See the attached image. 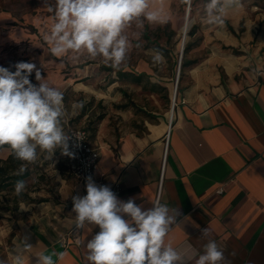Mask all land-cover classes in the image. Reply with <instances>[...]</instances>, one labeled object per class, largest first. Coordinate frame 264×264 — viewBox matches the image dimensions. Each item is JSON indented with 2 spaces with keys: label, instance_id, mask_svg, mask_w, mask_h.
<instances>
[{
  "label": "crops",
  "instance_id": "1",
  "mask_svg": "<svg viewBox=\"0 0 264 264\" xmlns=\"http://www.w3.org/2000/svg\"><path fill=\"white\" fill-rule=\"evenodd\" d=\"M183 1L164 0L169 19ZM220 16L222 24L203 14L190 49L201 59L178 77L169 118L119 138L103 123L96 137L88 131L102 152L98 170L122 182L119 199L135 198L142 210L167 204L174 219L164 242L181 264H196L209 240L223 251L222 264H264V0H240ZM14 20L0 11V64L14 55V41L34 37ZM59 182L53 194L18 198L0 212L2 264H42L41 254L56 264H90L86 245L99 229L77 228L72 211L86 185L61 172Z\"/></svg>",
  "mask_w": 264,
  "mask_h": 264
},
{
  "label": "clouds",
  "instance_id": "2",
  "mask_svg": "<svg viewBox=\"0 0 264 264\" xmlns=\"http://www.w3.org/2000/svg\"><path fill=\"white\" fill-rule=\"evenodd\" d=\"M44 4L53 21L44 41L54 56L72 62L100 59L113 68L126 61L132 46L126 31L134 22L169 21L164 0H55L54 6L44 0ZM239 4L240 0H209V23L222 24L220 13ZM153 58L163 60L159 52ZM33 73L38 83L31 81ZM65 115L63 92L44 80L35 63L18 62L15 72L0 67V146H9L16 159L35 162L38 149L52 159L57 148L74 158L61 123ZM24 188L25 183L18 181L17 194ZM86 193L72 197V211L77 228L87 223L99 229L86 245L90 264H181L178 252L164 242L174 219L167 204L156 201L142 210L135 198L119 199L110 186H98L91 175ZM202 234L207 237L209 230L203 229ZM40 260L56 264L51 255L41 254ZM223 260L217 242L209 240L196 264H222Z\"/></svg>",
  "mask_w": 264,
  "mask_h": 264
},
{
  "label": "rangeland",
  "instance_id": "3",
  "mask_svg": "<svg viewBox=\"0 0 264 264\" xmlns=\"http://www.w3.org/2000/svg\"><path fill=\"white\" fill-rule=\"evenodd\" d=\"M47 2L53 6L55 4V0ZM208 3L209 1L196 0L189 11L188 3L184 0L178 15L170 18L168 23L136 21L127 29L126 34L132 46L126 61L119 69L147 74L141 83H137L131 78L121 79L116 70L110 69L113 67L104 64L100 59L82 58L72 62L67 58L54 56L50 52V46L44 41V35L53 22L44 0H0V11L12 14L15 26L26 28L34 35L29 39L14 41L11 45L12 50L15 49L14 55L1 63L0 67L15 72L18 62L35 63L44 80L50 86L58 87L64 94L66 115L61 121L64 129L67 123L79 125L96 137L98 128L103 123L106 134L110 130L118 138L127 131L142 133L146 123L158 122L162 117L169 118L177 85L178 102L181 86L178 77L184 76L187 71V67L181 66L179 69L182 61L201 59L194 51L184 53L182 42L185 38V48L187 43H197L201 38L197 26ZM188 12L191 24L184 31L183 24ZM191 30H195L193 34ZM156 52L162 54L161 62L154 60ZM30 79L34 84L38 83L35 73ZM151 82L156 84L155 89ZM9 152L0 151V156L6 158ZM70 158L62 155L59 148L52 159L38 149L35 162L22 161V166L31 171L25 179L23 191L17 194L16 184L0 192V204L10 205L12 208L18 198L28 200V196L37 197L48 190L53 194L60 184L59 173L71 174L68 166Z\"/></svg>",
  "mask_w": 264,
  "mask_h": 264
},
{
  "label": "built area",
  "instance_id": "4",
  "mask_svg": "<svg viewBox=\"0 0 264 264\" xmlns=\"http://www.w3.org/2000/svg\"><path fill=\"white\" fill-rule=\"evenodd\" d=\"M64 131L70 137L69 150L75 154L68 164L71 174L85 185H87V177L91 175L98 186L108 185L119 196L122 192V182L118 178L111 180L106 171L98 170L102 152L91 140L89 131L83 126L69 123ZM63 244L66 246L68 240H64Z\"/></svg>",
  "mask_w": 264,
  "mask_h": 264
},
{
  "label": "trees",
  "instance_id": "5",
  "mask_svg": "<svg viewBox=\"0 0 264 264\" xmlns=\"http://www.w3.org/2000/svg\"><path fill=\"white\" fill-rule=\"evenodd\" d=\"M196 0H192V5L195 3ZM193 31L191 30V33L193 34ZM193 44L187 43L184 48V53H187ZM184 59V58H183ZM195 60H186L184 59L182 61V68L187 67L191 63H193ZM112 70H116L117 73H119V77L121 79L131 78L133 81L137 83H141L145 77L144 73L136 74L133 71H126L119 68H110ZM152 83V82H151ZM152 88L155 89L156 84L152 83ZM3 148H10L7 145L0 146V150ZM11 149V148H10ZM23 162L21 160H18L15 158L13 151L11 150V153L6 158L0 157V192L5 191L12 186L16 185L18 181H23L25 183V179L30 175L31 171L28 168H24L22 166ZM12 209L9 206H3L0 204V211L2 210H10Z\"/></svg>",
  "mask_w": 264,
  "mask_h": 264
},
{
  "label": "bare ground",
  "instance_id": "6",
  "mask_svg": "<svg viewBox=\"0 0 264 264\" xmlns=\"http://www.w3.org/2000/svg\"><path fill=\"white\" fill-rule=\"evenodd\" d=\"M190 24H191V19H190V17H189V12H188V14L186 15L185 22H184V24H183V28H184L183 30H184V31L187 30ZM185 35H186V34H185ZM172 116H173V115H172Z\"/></svg>",
  "mask_w": 264,
  "mask_h": 264
},
{
  "label": "water",
  "instance_id": "7",
  "mask_svg": "<svg viewBox=\"0 0 264 264\" xmlns=\"http://www.w3.org/2000/svg\"><path fill=\"white\" fill-rule=\"evenodd\" d=\"M190 4H191V0H189L188 2V10L190 11ZM187 35V33H186ZM182 45H183V50H184V45H185V38L183 39V42H182ZM182 50V51H183ZM181 67V64L179 65ZM177 90V86L175 87V91ZM177 92V91H176Z\"/></svg>",
  "mask_w": 264,
  "mask_h": 264
}]
</instances>
